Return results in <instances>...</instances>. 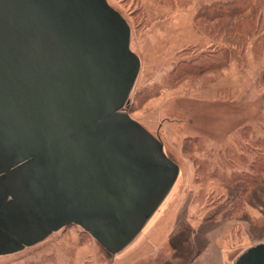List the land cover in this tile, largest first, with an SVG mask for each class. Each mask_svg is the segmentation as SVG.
Returning <instances> with one entry per match:
<instances>
[{
  "label": "water",
  "instance_id": "water-1",
  "mask_svg": "<svg viewBox=\"0 0 264 264\" xmlns=\"http://www.w3.org/2000/svg\"><path fill=\"white\" fill-rule=\"evenodd\" d=\"M139 69L106 0H0V256L72 225L114 255L152 218L179 169L125 111Z\"/></svg>",
  "mask_w": 264,
  "mask_h": 264
},
{
  "label": "rangeland",
  "instance_id": "rangeland-1",
  "mask_svg": "<svg viewBox=\"0 0 264 264\" xmlns=\"http://www.w3.org/2000/svg\"><path fill=\"white\" fill-rule=\"evenodd\" d=\"M106 1L129 25L141 63L125 111L159 139L177 180L117 254L72 225L0 264H233L264 244V176L245 193L242 183L223 184L236 172L234 156L264 133V55L250 34L264 29V0H220L218 23L197 17L218 0Z\"/></svg>",
  "mask_w": 264,
  "mask_h": 264
},
{
  "label": "trees",
  "instance_id": "trees-1",
  "mask_svg": "<svg viewBox=\"0 0 264 264\" xmlns=\"http://www.w3.org/2000/svg\"><path fill=\"white\" fill-rule=\"evenodd\" d=\"M234 2H237V0H230L229 3ZM220 5L224 6V3L220 0L212 1L209 6L207 5L199 11L197 17L201 18L206 23H218L221 20H225L222 11H217L216 9ZM234 9L226 11L229 14L227 15L229 19H232L233 13H235ZM259 25L257 24L255 27L250 29V34H253L255 35V37H257L254 40V47H258L257 49L263 52L264 55V50L261 49L262 47L264 48V42L261 37L264 29L261 28ZM246 43L247 40H242L239 42L238 47L244 46ZM245 136L247 137L246 134ZM248 153L254 154L255 156L254 160L251 163H248L247 160ZM234 159L237 162L235 164V167H233L235 168L236 172L230 177H225L223 184L226 186H235L237 183H242L244 185V187H242V191L243 193H245L247 191V187L257 185V183L262 180V176H264V133L262 137L255 139L251 147L247 148L246 153L236 155L234 156Z\"/></svg>",
  "mask_w": 264,
  "mask_h": 264
},
{
  "label": "bare ground",
  "instance_id": "bare-ground-1",
  "mask_svg": "<svg viewBox=\"0 0 264 264\" xmlns=\"http://www.w3.org/2000/svg\"><path fill=\"white\" fill-rule=\"evenodd\" d=\"M141 64V63H140ZM141 67V66H140ZM140 71V70H139Z\"/></svg>",
  "mask_w": 264,
  "mask_h": 264
},
{
  "label": "crops",
  "instance_id": "crops-1",
  "mask_svg": "<svg viewBox=\"0 0 264 264\" xmlns=\"http://www.w3.org/2000/svg\"><path fill=\"white\" fill-rule=\"evenodd\" d=\"M223 260V259H222ZM223 264H224V262H223Z\"/></svg>",
  "mask_w": 264,
  "mask_h": 264
}]
</instances>
